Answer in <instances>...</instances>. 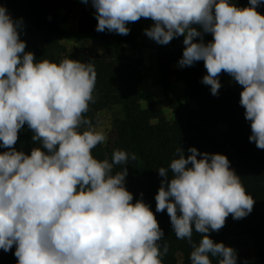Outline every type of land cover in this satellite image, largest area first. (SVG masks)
Segmentation results:
<instances>
[{"label": "clouds", "instance_id": "1", "mask_svg": "<svg viewBox=\"0 0 264 264\" xmlns=\"http://www.w3.org/2000/svg\"><path fill=\"white\" fill-rule=\"evenodd\" d=\"M90 2L97 32L128 35L126 25L145 18L153 24L144 34L159 45L183 36L178 66L203 61L202 83L213 96L220 74L232 77L243 88L239 103L250 122L249 142L264 150V15L257 11L264 0H249L247 7L231 0ZM22 32L23 18L13 19L0 5V148L7 149L0 153V250L15 246L17 264H163L164 232L143 193L132 203L126 189V166L135 154L116 149L111 160L93 156L107 140L86 116L94 103L95 61L37 60L25 51ZM206 34L212 41L204 42ZM25 125L39 144L30 154L15 147ZM187 151L185 158L179 147L178 158L159 168L164 179L155 211L167 210L172 232L192 248L191 264H213L210 257L237 264L236 250L209 234L230 214L247 217L256 201L225 155ZM193 231L202 236L198 244Z\"/></svg>", "mask_w": 264, "mask_h": 264}, {"label": "trees", "instance_id": "2", "mask_svg": "<svg viewBox=\"0 0 264 264\" xmlns=\"http://www.w3.org/2000/svg\"><path fill=\"white\" fill-rule=\"evenodd\" d=\"M61 4L66 7L67 14L64 16L57 11ZM0 5L7 8L13 19H25L42 35L43 44L26 43L25 51L33 52L37 60L42 58L56 63L65 58L84 63L95 61L97 79L93 92L94 103L89 104L86 116L91 118L95 125L100 111L119 105L123 110L124 119L117 122L118 143L114 147L105 146L103 143L98 145L93 150V156L100 160L105 157L111 160V155L116 149L135 154L136 159H129L126 166V189L133 194L132 203L139 200L140 194L143 193V201L150 206L164 232L161 243H167L169 251L163 257V264H191L192 248L186 239L179 240L172 232L167 210L162 213L155 211V195L164 179L159 176L158 170L161 167L168 168L172 159L178 158L176 153L179 147L184 150L185 158L190 155L187 151L190 147H195L200 153H218L228 158L231 169L241 177L246 193L256 202L252 212L245 218L234 220L230 214L222 229L210 232V238L215 243L222 242L226 246L228 235H247L253 239L256 256L264 263V150L249 142L250 122L245 120V109L239 103L242 90H233L221 84L218 96H213L210 87L202 83L203 75L207 73L203 61L196 62L191 67H184L177 75L170 69V64L164 61V56L169 57V62L178 63L184 48L159 46L157 50L162 61L159 84L175 116L173 122H168L160 101L154 102L147 109H143L139 103L138 87L144 80L142 60L129 55L126 47H136L143 29L141 19L132 22L130 34L114 35L107 30L97 32L95 29L98 22L95 14L84 10L79 19V34L99 40L107 47L105 56L87 57L78 50L68 53L57 41L59 37L67 35L62 25L72 13V0H0ZM237 6L247 7L249 0H237ZM257 11L264 15V3ZM20 38L23 40L22 36ZM212 39L211 34L204 36L205 43ZM194 42H199V38ZM170 75H176L184 83L186 95L198 106L196 110L186 109L174 95ZM156 119L157 125H153L152 121ZM222 120L228 124L225 133H219L217 129ZM32 135L25 125L19 132L16 149L30 154L32 147L39 146L33 143ZM6 150L0 148V153ZM121 167L115 166L113 171H120ZM201 238L200 234L193 231V242L198 244ZM14 252L15 246L7 253L0 250V264H17ZM210 259L216 264V258Z\"/></svg>", "mask_w": 264, "mask_h": 264}, {"label": "rangeland", "instance_id": "3", "mask_svg": "<svg viewBox=\"0 0 264 264\" xmlns=\"http://www.w3.org/2000/svg\"><path fill=\"white\" fill-rule=\"evenodd\" d=\"M74 7L72 13L69 15L67 22L62 25V29L67 33L66 36L59 37L57 41L66 48L68 53L74 52L76 50L80 51L83 55L87 57L91 56H105L107 53V47L105 43L92 39L89 37H84L79 34V19L81 13L86 10L91 14H95V9L92 7L89 0L88 4H84L81 0H72ZM231 3L237 5V0H231ZM57 11L60 15L64 16L67 14L66 7L61 4L57 7ZM12 16V14L8 11ZM141 23L143 24V29L139 34L136 47H126V52L133 56L139 57L142 60V72L144 75V80L142 84L138 87V99L141 107L147 109L154 102L160 101L162 106V111L165 119L168 122L174 121V113L171 109L170 102L166 100L164 96V91L162 86L159 84L160 78V55L157 50L159 46H165L167 48L179 47L184 48L183 40L184 37L180 36L174 38L167 45H159L155 41L149 39L144 34V29L150 28L153 21L150 19L141 18ZM128 28L132 27V22L126 25ZM114 35H119L112 33ZM23 40L31 45H41L44 42V38L40 33H38L34 27L31 26L25 19H23V32L21 34ZM95 42V44H94ZM94 48L105 51L104 54H94ZM164 61L170 64V69L177 73L183 69L178 66V63L169 62V57L164 56ZM207 75L204 74L203 77ZM170 85L172 87L174 95L180 100L181 104L188 110H196L198 108L197 104L193 102L185 93V86L182 81H180L176 75L169 76ZM221 84L229 87L233 90H243L242 86L238 85L232 77L228 74L223 73L219 76ZM206 86V85H205ZM210 87V86H206ZM124 119V113L121 106H112L110 108L100 111L97 115V130H102L107 136V140L103 143L105 146L114 147L119 141V131L117 128V122ZM153 125H157V119L152 121ZM218 132L225 133L228 129V124L222 120L218 125ZM226 246L232 247L237 252V264H264L256 256V249L253 244V239L247 235L243 236H232L228 235L226 238ZM180 263L182 258H179Z\"/></svg>", "mask_w": 264, "mask_h": 264}, {"label": "crops", "instance_id": "4", "mask_svg": "<svg viewBox=\"0 0 264 264\" xmlns=\"http://www.w3.org/2000/svg\"><path fill=\"white\" fill-rule=\"evenodd\" d=\"M95 44V42H94ZM105 51L103 50H100V49H97V48H94V54L98 53V54H104Z\"/></svg>", "mask_w": 264, "mask_h": 264}]
</instances>
